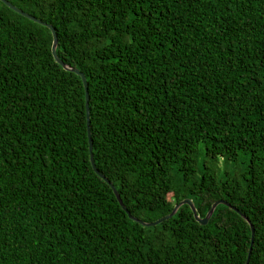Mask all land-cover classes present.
I'll return each mask as SVG.
<instances>
[{"label": "trees", "instance_id": "16d2710c", "mask_svg": "<svg viewBox=\"0 0 264 264\" xmlns=\"http://www.w3.org/2000/svg\"><path fill=\"white\" fill-rule=\"evenodd\" d=\"M8 1L237 210L0 1V264H264V0Z\"/></svg>", "mask_w": 264, "mask_h": 264}, {"label": "water", "instance_id": "95a60500", "mask_svg": "<svg viewBox=\"0 0 264 264\" xmlns=\"http://www.w3.org/2000/svg\"><path fill=\"white\" fill-rule=\"evenodd\" d=\"M2 1L5 5H7L9 8H11L12 10H14L15 12L21 14L22 16L36 22V23H39V24H42L46 27H48L51 31V34H52V43H51V54L52 56L54 57L55 61L57 63H59L65 70H69V71H72L74 72L75 74L79 75L80 78H81V81H82V84H83V87H84V91H85V107H86V126H87V131H88V144H89V152H90V162L92 164V167L94 169V171L100 176L102 177L106 182L109 183L110 187L112 188V191L115 195V197L117 198L120 206L128 213L129 217L132 218L133 220L139 222L140 224L142 225H145V226H149V225H155V224H158L160 223L161 221L171 217L175 212L176 210L179 208L180 205L182 204H187L189 205L192 213H193V216L194 218L200 223V224H206L211 216V214L213 213L215 207L218 205V204H224V205H227V206H230L231 208L235 209V207L231 206L230 203L226 202L225 200L223 199H219V200H216L214 201L210 208L208 209L207 213L205 214L204 217H200L198 214H197V211L195 209V206L193 205L192 201L190 199H183L181 201H179L178 203H176L172 210L156 219L155 221L153 222H145V221H142V220H139L138 218L132 216L129 214V212L127 211V208L125 207V205L123 204L120 196H119V193L117 192L116 188L114 187V185L102 174L99 172V170L96 168L95 164H94V161H93V155H92V145H91V139H90V132H89V110H88V84H87V81H86V78L84 76V74L79 71L77 68L75 67H72V66H69L68 64L64 63L57 55V52H56V48H57V44H58V39H57V34H56V31L54 29V27L49 24V23H46V22H43L42 20L36 18L35 16L23 11L22 9L16 7L15 5H13L12 3H10L8 0H0ZM237 210V209H235ZM246 220L247 222L249 223L250 225V228H251V242H250V247H249V250H248V254H247V258H246V261H245V264H248L249 262V256H250V252H251V245L253 243V235H254V227L252 225V223L250 222V220L244 215V214H241Z\"/></svg>", "mask_w": 264, "mask_h": 264}, {"label": "rangeland", "instance_id": "374dc122", "mask_svg": "<svg viewBox=\"0 0 264 264\" xmlns=\"http://www.w3.org/2000/svg\"><path fill=\"white\" fill-rule=\"evenodd\" d=\"M218 163H219V164H221V160H219V162H218ZM170 195H171V194H169L168 196L170 197Z\"/></svg>", "mask_w": 264, "mask_h": 264}]
</instances>
